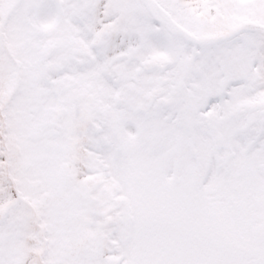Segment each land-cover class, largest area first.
Returning <instances> with one entry per match:
<instances>
[{"label":"snow or ice","instance_id":"obj_1","mask_svg":"<svg viewBox=\"0 0 264 264\" xmlns=\"http://www.w3.org/2000/svg\"><path fill=\"white\" fill-rule=\"evenodd\" d=\"M0 264H264V0H0Z\"/></svg>","mask_w":264,"mask_h":264}]
</instances>
